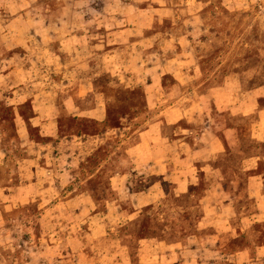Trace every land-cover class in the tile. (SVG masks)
<instances>
[{"label": "crops", "instance_id": "1", "mask_svg": "<svg viewBox=\"0 0 264 264\" xmlns=\"http://www.w3.org/2000/svg\"><path fill=\"white\" fill-rule=\"evenodd\" d=\"M0 264H264V0H0Z\"/></svg>", "mask_w": 264, "mask_h": 264}, {"label": "rangeland", "instance_id": "2", "mask_svg": "<svg viewBox=\"0 0 264 264\" xmlns=\"http://www.w3.org/2000/svg\"><path fill=\"white\" fill-rule=\"evenodd\" d=\"M257 6H258V5H256V7H257ZM254 17H255V15L252 14L250 17H247L246 19H247V21H249V23H250V22L253 21ZM254 36H255V34H252V40H254ZM85 153H86V152H85ZM86 154H87V153H86ZM80 156H82V155H80ZM78 162H79V163H82V162H83V159H79ZM90 163H93V162H90Z\"/></svg>", "mask_w": 264, "mask_h": 264}]
</instances>
